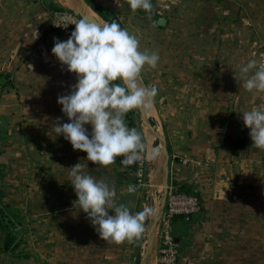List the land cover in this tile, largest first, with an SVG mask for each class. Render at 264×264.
Instances as JSON below:
<instances>
[{"label":"crops","instance_id":"0c3cea01","mask_svg":"<svg viewBox=\"0 0 264 264\" xmlns=\"http://www.w3.org/2000/svg\"><path fill=\"white\" fill-rule=\"evenodd\" d=\"M84 1L91 9L99 4L113 12L134 35L151 32L160 14L157 0L151 12L131 11L125 0L121 7L114 0ZM76 7L73 0H0V207L14 211L21 222L17 227L26 228L19 246L9 252L4 239L10 227L0 222V264H122L136 255V240L106 242L87 215L73 209L77 197L68 169L87 163L86 171L113 185L116 201L136 213L144 201L135 186L133 164L125 167L116 158L107 167L95 165L54 132L56 118L69 122L57 98L69 94L76 76L52 54L54 38L66 41L70 34L53 29L51 22L58 11ZM192 11L193 39L199 52L215 53L210 62L222 55L224 64L239 67L251 58L264 59V0H192ZM125 121L129 127L126 116ZM85 127L91 132L90 125ZM156 158L148 155V180L153 183L159 170ZM178 161V156L169 161V183L191 186L201 195L200 217L175 222L181 264H231L233 259L236 264H264V176L257 178L262 187L255 191L242 174L224 171L225 163L213 164L207 175ZM129 185L135 186L133 193ZM249 195L255 196V205H247ZM250 218L258 229L254 253L242 251L232 258L213 250L219 229L248 226Z\"/></svg>","mask_w":264,"mask_h":264},{"label":"rangeland","instance_id":"374dc122","mask_svg":"<svg viewBox=\"0 0 264 264\" xmlns=\"http://www.w3.org/2000/svg\"><path fill=\"white\" fill-rule=\"evenodd\" d=\"M157 1L160 3V14L154 17L155 28L144 35H136L141 50L155 51L160 56L156 68L145 66L141 73L146 86L155 85L158 88L154 108L146 111V118L165 139L170 162H174L178 156L179 163L198 168L207 175L213 173V164L225 163L224 171L242 174L246 186L256 191V188L262 187L257 178L264 176V150L252 145L242 113L253 107H264V92L245 90L236 62L230 61L226 65L221 55L212 63L210 59L214 58L215 53L210 56L207 51H198V43L193 39L192 0ZM88 11L96 14L103 23L108 22L93 9L88 8ZM159 15L166 17L164 25H157ZM205 41L208 42L207 38ZM130 114L147 145L149 157L155 150L159 161L156 182L148 180L150 185L139 189L144 201L142 209L150 210L145 220V231L135 241V257L122 263L139 264L146 249L148 224L160 205L163 192V149L159 139L143 123L141 111L133 110ZM169 184L179 190L196 193L201 200L196 188L178 185L174 181L169 183L168 180ZM248 198L247 205L256 204L255 196L249 195ZM25 229L16 227L13 230L10 227L17 239ZM257 230L256 221L251 218L248 226L221 228L218 231L219 242L212 244V248L229 253L228 256L232 258L242 251L254 253L257 249ZM152 259L159 264L156 240L150 254ZM232 261L231 264H236L234 259Z\"/></svg>","mask_w":264,"mask_h":264},{"label":"clouds","instance_id":"9594fccd","mask_svg":"<svg viewBox=\"0 0 264 264\" xmlns=\"http://www.w3.org/2000/svg\"><path fill=\"white\" fill-rule=\"evenodd\" d=\"M114 2L122 6L121 0ZM125 2L131 11L151 12L154 6L153 0ZM51 51L76 76L69 94L57 98L69 122L56 118V135H63L73 150L85 152L86 160L95 165L107 167L117 157H123L120 163L125 167L137 162L147 145L137 129L128 127L125 116L133 110L154 108L158 88L144 85L141 73L145 66H158L159 53L141 50L137 36L115 21L93 23L84 18L75 23L66 41L54 38ZM239 74L246 91L264 92V59H249L239 66ZM242 119L252 145L264 150V107L244 111ZM85 125L91 126V132ZM68 169L77 197L73 209L87 215L102 240L122 244L142 236L150 210L132 213L126 204L117 202L115 187L90 175L87 163ZM127 190L133 193L135 186L129 185Z\"/></svg>","mask_w":264,"mask_h":264},{"label":"built area","instance_id":"2783aa9c","mask_svg":"<svg viewBox=\"0 0 264 264\" xmlns=\"http://www.w3.org/2000/svg\"><path fill=\"white\" fill-rule=\"evenodd\" d=\"M80 19L72 10L58 11L52 19L51 27L70 34L75 23ZM117 158L119 163L123 159V157ZM133 167L135 186L142 189L147 184L150 185L148 183L147 150L141 154ZM198 211H200V200L196 194L181 191L172 185L168 186L165 206L156 231V257L159 264H181L179 246L175 240V222L177 219L192 221V215Z\"/></svg>","mask_w":264,"mask_h":264},{"label":"water","instance_id":"95a60500","mask_svg":"<svg viewBox=\"0 0 264 264\" xmlns=\"http://www.w3.org/2000/svg\"><path fill=\"white\" fill-rule=\"evenodd\" d=\"M78 4V7L71 9L75 14H77L80 18H84L89 20L90 22L93 23H103L100 22L98 16L96 17L95 15L89 13L88 11V6L86 4V2L84 0H73ZM159 23L161 24H165L166 23V18L161 17L159 20ZM142 83L145 85L144 80L142 78ZM141 114H142V121L143 123L148 127L149 131L156 136L160 143L162 144V149H163V158H162V162H163V180H162V187H163V192L161 194V199H160V205L155 213V215L150 219L149 224H148V228H147V242H146V249L145 251L142 253L140 260H139V264H147L148 261L150 260V254L152 252V250L154 249V244H155V238H156V231H157V227L159 225L161 216H162V212L165 206V200H166V194H167V190H168V174H169V156H168V152H167V147H166V141L163 137H161L156 130L154 129V127L152 126V124L150 123V121L146 118V111L145 110H140ZM147 150V158H148V148H146ZM149 161V159H148ZM194 219H198L200 217V211L194 213L193 215ZM0 218H1V214H0ZM175 240L178 242V239L175 238Z\"/></svg>","mask_w":264,"mask_h":264},{"label":"trees","instance_id":"16d2710c","mask_svg":"<svg viewBox=\"0 0 264 264\" xmlns=\"http://www.w3.org/2000/svg\"><path fill=\"white\" fill-rule=\"evenodd\" d=\"M93 10L96 13H98L100 15V17L107 20L109 23L112 21H115L118 24H120L118 18L113 14V12H111L107 8H105L99 4H93ZM74 27H75V25H74ZM74 27H73V29H74ZM126 118L128 120L129 127L135 128L136 124H135L133 118L131 117L130 112L126 114ZM181 191H185V192H188L190 194H196V193L190 192L188 190L187 191L181 190ZM196 195L198 196V194H196ZM0 198H1V195H0ZM198 198H199V196H198ZM199 200H200V198H199ZM7 210L8 209L7 208L5 209V207H2L0 209V214H1L0 220L5 221L14 230L18 225H21V222L18 220V215L14 211H10V210L7 211ZM200 210H201V201H200ZM13 230L10 231L4 239V250L9 251V252H14L20 243V240L17 239V236L15 235Z\"/></svg>","mask_w":264,"mask_h":264},{"label":"bare ground","instance_id":"6f19581e","mask_svg":"<svg viewBox=\"0 0 264 264\" xmlns=\"http://www.w3.org/2000/svg\"><path fill=\"white\" fill-rule=\"evenodd\" d=\"M91 14H93V15L96 16V14H94V13H91ZM96 17H97V16H96ZM99 21L102 22L101 20H99ZM152 190H153V189H152ZM152 260H153V259H152ZM150 261H151V260H149L148 263H149ZM148 263H147V264H148ZM150 264H155V263H154V261H153V262H150Z\"/></svg>","mask_w":264,"mask_h":264}]
</instances>
